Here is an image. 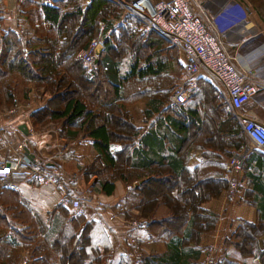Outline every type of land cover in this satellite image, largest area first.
Returning a JSON list of instances; mask_svg holds the SVG:
<instances>
[{
	"label": "trees",
	"instance_id": "trees-1",
	"mask_svg": "<svg viewBox=\"0 0 264 264\" xmlns=\"http://www.w3.org/2000/svg\"><path fill=\"white\" fill-rule=\"evenodd\" d=\"M250 1L264 18V0ZM18 10L23 24L34 33L24 38L19 29L4 27L5 18L0 17V109L33 98L31 120L37 129L53 123L69 140L81 135L91 139L98 155L83 168L84 175L96 176L99 190L107 195L113 194L118 180L127 184L143 180L133 187L143 199L138 217L146 221L149 236L164 241L166 248L143 251L142 264H202L207 249L200 247V236L212 231L218 220V214L203 204L227 190L224 175L216 173L249 142L236 113L207 77L198 79L194 92L195 98L206 95L205 113L188 110L187 104H172L169 97L180 77L172 72L171 62L175 66L178 48L159 33L143 30L113 0H18ZM101 27L105 48L86 64L76 55L88 48ZM178 66L181 72L185 69L180 60ZM79 83L94 89L86 97L72 95L70 88ZM102 85L109 91L98 101L95 89ZM146 98L152 113L161 111L155 120L160 130L157 127L142 139L128 106ZM58 99L64 102L60 110H53ZM190 141L204 143L200 148L204 160L192 168L186 162ZM254 182L264 195L261 180ZM153 185L157 189H150ZM146 190L159 194L149 197ZM161 205L167 211L156 217ZM260 208L263 215L258 223L241 220L225 243L241 260L228 254L216 264H247L255 257L264 264V247L258 245V238L264 236V203ZM63 212L71 215L68 210ZM68 223L73 233L60 230L47 247L42 217L19 192L3 187L0 264H20L25 257L31 264H70L64 251L77 245L82 264H110L109 247H96L101 228L95 221L77 213ZM82 223L85 227L77 235Z\"/></svg>",
	"mask_w": 264,
	"mask_h": 264
},
{
	"label": "crops",
	"instance_id": "crops-1",
	"mask_svg": "<svg viewBox=\"0 0 264 264\" xmlns=\"http://www.w3.org/2000/svg\"><path fill=\"white\" fill-rule=\"evenodd\" d=\"M153 1L157 2L158 0ZM198 2L201 5H206L205 16L208 19L210 17L212 20H216L225 29V43L238 64L242 67L252 68L256 72V77L252 82L256 93L239 113L243 115L244 120L253 119L264 123L263 16L259 14L250 0H198ZM230 2L237 4L238 7H230V9L222 11ZM243 19L246 21L241 22ZM179 53L180 51L177 50L175 66L173 61L171 65L176 78L180 77L181 79L185 70L180 71L178 61L180 60L185 66L186 59L182 53L180 55ZM204 99H206V95L200 93L187 104L186 108L205 113L206 102ZM150 104L151 101L149 102V99L146 98L137 104L128 106L136 119L142 139L158 127L155 120L161 111L152 113L153 107ZM30 105L31 101H21L14 108L0 109V131H2L0 133L2 134L0 135L2 144L0 163L11 164L20 155H25L29 159L37 161L40 171L53 176L55 182L39 184L35 179H25L23 174L15 173L8 179L0 180V193L3 187L10 188L19 192L22 198L30 203L35 213L42 217L46 225L47 247L56 240L55 237L60 233V230L64 229L66 234L73 233L74 230L72 226L70 228L71 224L69 225L68 221L69 217L77 212L71 209L67 201L76 198L80 200L82 206L78 213L85 215L88 220H93L100 226L99 240L95 244L101 249V246L109 247L110 264H132L135 249L133 243L138 245V250L141 249L142 253L143 251L163 252L166 248L165 242L152 239L146 230V221L138 217V206L142 204L143 199L136 195L133 187L142 184L143 180H140L141 183L138 181L139 184H137L138 182L127 184L118 180L115 182L113 194H105L99 190L97 177L87 178L83 171V168L88 166L98 155L92 140L83 135L69 140L61 135L60 126L53 123L37 129L31 120V113L34 110L24 108ZM39 105H42L41 101ZM23 124H27L28 134L20 130L19 127ZM189 143L190 147L186 150V162L188 167L192 168L204 160L203 149H200L204 147L202 146L204 143L203 141H192L193 144L190 141ZM227 164L228 162L225 167L223 166L221 170L217 171L216 175L223 176ZM212 170L213 168H209L207 171ZM257 178L261 180L262 189H264V153L252 148L246 165L241 171L237 196L232 198L228 194L227 188L217 198L203 204V207L218 214V220L212 231L202 233L200 236V247L207 249L201 256L202 264L209 250L214 251L216 260L228 254L239 261L241 260L239 254L233 253V248H226L225 243L235 232L241 220L258 223L263 215L260 205L264 203V195L258 191L255 185L254 180ZM99 200L103 202L101 206L96 204V201ZM63 210H68L71 215L68 217ZM166 211L167 208L161 205L156 208L155 216H161ZM84 227L85 223L79 225L76 230L77 235ZM258 245L261 249L264 247V236L258 238ZM50 251L52 253V250ZM24 260L20 264H24ZM247 264H260L259 258H250L247 260Z\"/></svg>",
	"mask_w": 264,
	"mask_h": 264
},
{
	"label": "built area",
	"instance_id": "built-area-1",
	"mask_svg": "<svg viewBox=\"0 0 264 264\" xmlns=\"http://www.w3.org/2000/svg\"><path fill=\"white\" fill-rule=\"evenodd\" d=\"M113 1L135 17L143 30H153L164 36L184 55L186 59L185 71L170 94L169 100L172 104L179 106L188 104L194 97L198 79L200 76H205L236 113L249 144L231 156L224 174V179L228 182V194L235 198L238 193V182L243 164L250 150L256 148L264 153V123L253 119L244 120L243 115L239 113L256 93L252 83L256 72L252 68L242 67L238 64L225 43V29L216 20H212L210 17L208 19L205 16L206 5L199 4L198 0ZM11 4L8 0H0V13H8L3 9H13ZM230 7L238 6L230 2L222 11L230 9ZM245 21L246 19H243L241 22ZM103 30L104 27H101L97 36L91 39L88 48L77 53L78 59L90 64L99 57L105 48ZM1 146L0 142V148ZM15 173L23 174L25 179H35L39 184L55 182L53 176L40 171L37 161L31 160L25 155H20L11 164L0 163V180L8 179ZM67 202L74 212L78 213L82 207L79 199L71 198ZM133 246L135 253L132 257V264H142V254L139 253L138 245L133 243ZM216 259L214 251L209 250L203 264H216ZM25 263H28L27 258L24 260Z\"/></svg>",
	"mask_w": 264,
	"mask_h": 264
},
{
	"label": "rangeland",
	"instance_id": "rangeland-1",
	"mask_svg": "<svg viewBox=\"0 0 264 264\" xmlns=\"http://www.w3.org/2000/svg\"><path fill=\"white\" fill-rule=\"evenodd\" d=\"M8 2L12 3L11 5H13V9H10V10L9 9H7V10L3 9V11H8V13H5V12H1L0 13V17L5 18V21H6L5 24H4V27L7 26V27H11L13 29H19L18 33H19L20 36H23L24 38H32L34 31L32 29L29 30L28 26L23 24V17L20 15L19 10H18V0H13V1H9L8 0ZM127 69H128L127 65H124V70L123 71H126ZM183 75L184 74H182V76ZM92 87L93 86H84L82 83H79L78 85L77 84L73 85L72 89L70 88V90H71L70 92H71L72 95H81V96L87 95L88 96V93L91 90L94 89V87L93 88ZM106 89L109 91V89L106 86H104V85H102L100 88H96L95 89L96 100L100 101V100H103L105 98L104 97V91ZM47 97H49V96H47ZM24 102H26V101H24ZM33 102H34V99L32 98L31 105L28 106V107H24V108H26V109L30 108V109L34 110L35 109V104H32ZM63 102H64V100H62V99L56 100V102H55L56 103V107H53V110H60V105ZM248 144H249V142H248ZM137 182L138 181H136L135 183H137ZM239 182H240V180H239ZM239 182H238V188H239ZM156 187H157V185H153V186H151L150 189H155ZM147 190L145 191V194H146ZM147 194H149V193L147 192ZM157 194H159L158 191H156V193H154L153 195L149 194V197L155 196ZM96 204L98 206H101L103 204V202L99 200V201H96ZM79 247L80 246L77 245L75 248L72 249V251H71V249L68 250L67 252L64 251L65 252V260L68 261L70 264H82L81 263V260H82V253L81 252L82 251L79 249ZM133 253H135V252L133 251ZM139 253L142 254L141 250L139 251ZM24 259H26V257ZM203 261L205 262V259ZM28 262H29V260H28Z\"/></svg>",
	"mask_w": 264,
	"mask_h": 264
},
{
	"label": "water",
	"instance_id": "water-1",
	"mask_svg": "<svg viewBox=\"0 0 264 264\" xmlns=\"http://www.w3.org/2000/svg\"><path fill=\"white\" fill-rule=\"evenodd\" d=\"M20 130L22 131V132H24L25 134H28V126H27V124H23V125H21L20 127ZM142 181H140V183H141ZM137 184H139V183H137ZM136 184V185H137Z\"/></svg>",
	"mask_w": 264,
	"mask_h": 264
}]
</instances>
